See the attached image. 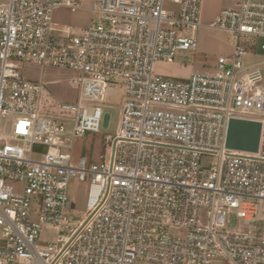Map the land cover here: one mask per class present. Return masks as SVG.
<instances>
[{
    "label": "built area",
    "instance_id": "obj_1",
    "mask_svg": "<svg viewBox=\"0 0 264 264\" xmlns=\"http://www.w3.org/2000/svg\"><path fill=\"white\" fill-rule=\"evenodd\" d=\"M201 1L93 0L80 29L53 20L80 0L0 4V120L11 117L0 133V264H264V85L261 68L243 62L258 39L264 50V0H236L207 24L232 36L213 72H153L157 59L197 47ZM14 60L77 73L76 101L57 106L72 114L69 132L46 112L44 84ZM117 83L108 159L73 166L61 138L98 132L100 104ZM230 118L261 123L256 152L225 147ZM74 177L87 182L81 218L67 195ZM230 211L244 228L260 226L227 231ZM42 230L55 240L40 239Z\"/></svg>",
    "mask_w": 264,
    "mask_h": 264
},
{
    "label": "rangeland",
    "instance_id": "obj_2",
    "mask_svg": "<svg viewBox=\"0 0 264 264\" xmlns=\"http://www.w3.org/2000/svg\"><path fill=\"white\" fill-rule=\"evenodd\" d=\"M9 0H0V4H6ZM82 8L75 11L68 7H57L53 12V20L57 25H68L73 29L87 27L92 21V14L89 10L93 5V0H80ZM170 9L175 6L172 3L165 4ZM96 15V14H95ZM93 15V17L95 16ZM201 26L196 31L197 47L194 50L178 51L171 61L157 59L154 62L153 72L168 79L186 80L191 72L203 71L213 72L216 58L220 54H229L232 48V36L221 29L207 27L209 19L199 18ZM262 39H258L254 50H249L243 57L244 64H257L261 68L262 80L258 85H264V50L260 49ZM14 64L21 71L22 76L28 80L41 81L43 87V100L46 103V112L52 111L54 119L63 122L66 130L71 129L72 114L63 113L57 106L61 103H74L77 99V90L71 86V80L77 75L75 71L59 69L51 66L39 67L36 64H26L22 61L14 60ZM124 94L122 84L117 83L114 89L104 98L101 108V119L98 132H86L82 136H74L70 133L61 138L64 144L71 146V149L64 151L71 154V163L77 166L78 160L82 156L94 162L107 160L113 147V142L109 138L117 134L120 120V105ZM11 127V117L7 116L0 120V133H8ZM169 141V140H166ZM33 158H40L34 153ZM16 192L21 191V184L11 182ZM87 182H81L77 178H72L67 187V195L75 199V209L72 211L74 217L81 218L84 212ZM208 220L206 212H202L201 223ZM243 219L236 215L235 211H230L225 217L224 229L232 232L254 231L260 223H251L248 228L243 227ZM56 232L53 230H42L40 239L54 241Z\"/></svg>",
    "mask_w": 264,
    "mask_h": 264
},
{
    "label": "water",
    "instance_id": "obj_3",
    "mask_svg": "<svg viewBox=\"0 0 264 264\" xmlns=\"http://www.w3.org/2000/svg\"><path fill=\"white\" fill-rule=\"evenodd\" d=\"M261 123L257 120L230 118L227 125L225 147L256 152L260 141Z\"/></svg>",
    "mask_w": 264,
    "mask_h": 264
},
{
    "label": "crops",
    "instance_id": "obj_4",
    "mask_svg": "<svg viewBox=\"0 0 264 264\" xmlns=\"http://www.w3.org/2000/svg\"><path fill=\"white\" fill-rule=\"evenodd\" d=\"M235 2L236 0H202L199 17L202 20L209 19L211 21L220 10L227 7H233Z\"/></svg>",
    "mask_w": 264,
    "mask_h": 264
}]
</instances>
